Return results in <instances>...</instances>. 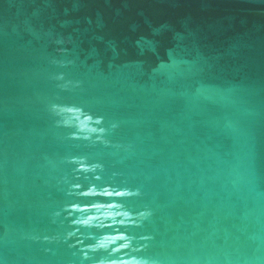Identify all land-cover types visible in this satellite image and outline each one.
Listing matches in <instances>:
<instances>
[{
    "label": "water",
    "instance_id": "95a60500",
    "mask_svg": "<svg viewBox=\"0 0 264 264\" xmlns=\"http://www.w3.org/2000/svg\"><path fill=\"white\" fill-rule=\"evenodd\" d=\"M0 264H264V0H0Z\"/></svg>",
    "mask_w": 264,
    "mask_h": 264
}]
</instances>
